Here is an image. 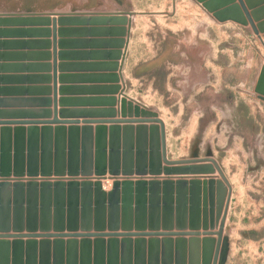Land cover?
I'll return each mask as SVG.
<instances>
[{"label":"rangeland","instance_id":"374dc122","mask_svg":"<svg viewBox=\"0 0 264 264\" xmlns=\"http://www.w3.org/2000/svg\"><path fill=\"white\" fill-rule=\"evenodd\" d=\"M121 14L130 18L127 34L105 32L124 26L104 25L99 20ZM0 15L47 17L49 23L38 26L47 27V36L52 35L54 55L57 42L53 39L51 20L60 15L67 17L68 21L57 24L61 29L56 33L62 38L77 32L81 40L79 47H83L78 52L82 56L78 64L80 70L110 72L108 80L104 79L109 85L80 88L103 91L109 96L78 98L74 102L78 104L75 110L64 108L67 106L63 103L69 99L58 98L53 73V98L48 100L52 109L14 114L15 118L29 120L9 121L26 123L9 125L25 130H41L45 123L51 136L56 128L64 129L68 136V128L75 124L66 121L79 120L77 143L46 144V158H50L51 163L55 151L60 152L59 159H67L69 151L77 154V174L31 176L24 173L7 177L10 183L19 180L25 184L30 181L101 184L105 200L97 198L96 192L88 191V200H83L88 203L79 201L76 230L61 233L128 232L137 241V232H192V220H196L193 214H197L198 208L190 199L197 198V181L208 183L211 177L220 179L217 172L205 177L166 175L164 168L179 165L167 164L159 156L160 123H130V120L143 118L129 115L128 107L125 115L119 113V100L126 98L127 102L150 110L154 114L150 119L163 123L167 162L211 158L221 168L232 197L223 227V236L228 242L224 264H264V95L256 91L264 68V0H0ZM84 19L86 21H79ZM35 25H8L2 29L9 34L0 38L19 36L28 32L20 27ZM7 42H1L0 48L9 44ZM58 45L63 47L64 41ZM59 55L67 57L64 53ZM52 61L53 70L68 66L57 65L55 59ZM109 110L117 113L109 116L105 113ZM55 119L59 123H54ZM97 129H105V150L103 143L97 140V134L102 131L97 132ZM84 131L88 132V137L83 141ZM41 135L40 131V138ZM104 158L107 170L98 174ZM157 161L160 162L159 171L154 174L151 169ZM137 170L143 172L137 173ZM137 183L145 184L141 189H146L148 195L146 206L137 207ZM115 184L117 188L113 190ZM183 196L187 203L184 207L179 200ZM156 197L158 201L153 200ZM0 209L3 208L0 206ZM137 210L143 211L144 221L137 222ZM181 212L185 215L184 225L177 221ZM166 217L170 220L166 221ZM213 217V227L210 228L209 223L208 231L219 228L216 209ZM9 218L12 220L11 215ZM13 226L11 222L6 232L60 233L40 228L33 232L25 227L16 230ZM198 230L203 232L201 227ZM163 237L159 235L158 240ZM171 238L176 240V236ZM41 239L24 237L21 241L37 243ZM76 239L80 241L81 237ZM66 240L67 237L62 239ZM145 240L148 241L149 236H145ZM189 240L190 237H184V241ZM158 248L161 250L160 244ZM133 252L132 264H137L136 246ZM193 252L189 244L187 264H198ZM62 257V264H66L65 255Z\"/></svg>","mask_w":264,"mask_h":264},{"label":"water","instance_id":"95a60500","mask_svg":"<svg viewBox=\"0 0 264 264\" xmlns=\"http://www.w3.org/2000/svg\"><path fill=\"white\" fill-rule=\"evenodd\" d=\"M63 21L68 20L67 17L61 15L51 20L54 40L57 24H61ZM69 21L72 22L71 19ZM79 21L84 22L86 20ZM99 21H102L104 25L124 26L119 30H104L108 33H120L122 36L127 34L130 27V18H128L127 14L107 16ZM48 23L47 17L43 16L27 15L15 17L0 15V37L9 34L8 30L2 29L8 25H47ZM125 25H127V28H125ZM256 91L264 95V68L260 72ZM119 104V113L121 115H125L126 107H128L129 115L143 118L130 120V123L152 121L160 123L157 147L159 148V156L167 164L179 165L164 168L163 170L166 175H181L184 177L197 174L205 177L207 174L218 173L219 180L211 177L208 183L197 181V198L195 200V196H192L190 199L194 201V205L196 204L198 208L197 214H193L196 220L188 214V217L193 219L191 228H194L193 230L195 231L181 230L177 234H172L171 232H137V241H134L131 238L133 235L128 232H101L97 234L88 232L84 234L61 233L64 230H76L79 201L83 202V204L88 203L87 201H83L88 200V191L96 192L97 198H101L102 201L105 200L106 196L101 184L99 182L95 184L82 183L81 185L77 182H43L39 184L34 181L25 184L19 180L10 183L7 177L11 174L20 176L24 173L31 176H35L38 173L42 175L51 173L64 174L66 172L68 174H77L79 172L77 154L69 151L67 159H59L57 155L60 152L55 151L54 161L51 163L50 158H46V144L77 143V124L79 120L66 121L69 124H75L74 127L70 126L68 128V136L64 134V129L62 128H56L55 134L51 136V130L44 126L46 125L45 123H42L43 127L41 130L38 128L25 130L21 127H9V125L26 124L24 122H0V176L2 177V180H0V206L3 208L0 209V231H3L0 233V264H62V255H65L66 264H132L134 255L133 246L137 247V264H145L146 260H148V264H184L186 242L184 241V237L186 236L190 237L188 244L194 249V261L197 260L198 264H224L228 242L227 238L223 236V227L227 217L231 188L221 168L211 158L167 162L165 158L163 123L158 119H150L154 114L140 104H134L132 101L127 102L126 98L120 99ZM105 113L109 116H114L117 112L109 110ZM2 115L4 113L0 112V116ZM53 122L59 123L57 119ZM82 123L86 124V122ZM40 131L42 132L41 138L39 136ZM86 131H84L82 137L83 141L88 137L86 136V133H88ZM99 131H102V129H97V132ZM104 131L101 134H97V140L103 143V149L105 150L107 137ZM32 144H34L33 147ZM155 152H158V150ZM159 163L157 161L151 169L154 174L159 171ZM52 165H54L53 169ZM106 170L107 164L104 158L103 168L97 170L96 173L104 174ZM81 172L87 173L83 170ZM142 172L143 170H137V173ZM141 187H145V184L137 183V207L146 206L148 201V195L145 193L146 189H141ZM116 188L117 185L115 184L113 190ZM157 198L153 200L158 201ZM179 200L183 207V204L187 205L184 202V196ZM149 201H152V199ZM11 205L13 206L12 211ZM169 205H172V201H170ZM215 209L219 228L217 231H208L209 223L210 228L213 227V212ZM142 214V210L140 212L137 210V222L144 221ZM10 215L12 216V220L9 218ZM184 218L185 215L181 212L177 221L184 225ZM166 219V221L170 220L168 217ZM11 222L14 225L13 229L16 230H22L25 227L27 231L33 232L37 228H40L41 230L53 229L54 231H60V233L40 235L10 234L6 231L10 229ZM188 225L189 222H187ZM200 227L203 229V232L198 230ZM159 235L164 236L161 241L158 240ZM145 236H149L148 241L145 240ZM173 236H176V240L171 238ZM24 237L29 240L36 237L42 239L37 243L22 242L21 239ZM66 237L68 240L63 242L62 239ZM77 237H81V240L78 241ZM90 237H96V239L92 241ZM105 237H108V240ZM119 237L121 238L118 239ZM10 238L14 239V241H10ZM159 244L161 250L158 248ZM63 247L66 249L64 253Z\"/></svg>","mask_w":264,"mask_h":264},{"label":"crops","instance_id":"0c3cea01","mask_svg":"<svg viewBox=\"0 0 264 264\" xmlns=\"http://www.w3.org/2000/svg\"><path fill=\"white\" fill-rule=\"evenodd\" d=\"M40 13L38 12L37 14ZM43 13L52 14L56 12ZM50 27L48 28L50 29ZM20 28L28 32L10 38H0V42L8 41L7 43H9L5 47L0 48V112L4 113V115L0 116V122L29 120L26 117L20 119L16 116L15 118L14 114L52 109V105L48 100L53 98V73L55 74L58 98L69 99V102L65 101L63 103L64 106H67L64 108L77 109L78 104L74 102L78 98H104L109 96L103 91L96 92L93 89H80L83 86L92 88L100 84L109 85V81L104 79L110 72L90 70L84 72L80 70L78 64L82 61V56L78 52L83 50L81 49L83 47H79L81 45L78 42L81 40L78 38L77 32H72L68 37L62 38L56 33L55 41L57 45L54 55L52 35L47 36V27L35 25ZM69 28L75 31L73 27ZM60 29V27H57V30ZM61 41H64L63 47L58 45V42ZM86 47L90 46L87 45ZM60 53H64L67 57L64 56L65 58H62L59 55ZM53 59H55L57 65L68 64V66L62 68V71L58 68L53 70ZM58 108L60 107L58 106ZM102 108L109 107L103 106ZM13 126L11 125V127ZM188 253L189 244L185 242L184 262L186 264L188 263ZM145 264H148V260H146Z\"/></svg>","mask_w":264,"mask_h":264},{"label":"built area","instance_id":"2783aa9c","mask_svg":"<svg viewBox=\"0 0 264 264\" xmlns=\"http://www.w3.org/2000/svg\"><path fill=\"white\" fill-rule=\"evenodd\" d=\"M107 183V182H106ZM108 185V184H107ZM107 185L105 184V187H107Z\"/></svg>","mask_w":264,"mask_h":264}]
</instances>
